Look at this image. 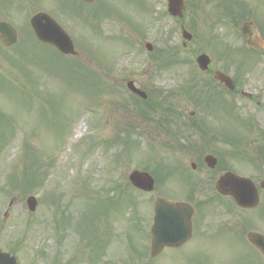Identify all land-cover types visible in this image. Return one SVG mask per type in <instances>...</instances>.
I'll return each mask as SVG.
<instances>
[{
  "label": "rangeland",
  "instance_id": "374dc122",
  "mask_svg": "<svg viewBox=\"0 0 264 264\" xmlns=\"http://www.w3.org/2000/svg\"><path fill=\"white\" fill-rule=\"evenodd\" d=\"M157 3L158 0H109V6L118 9L119 16L133 23H126L116 16L105 21L106 28L101 34L76 24L75 17L70 16L71 20L59 16L73 38L76 50L82 54L80 61L97 76L88 79L92 91L80 82L67 81V77L55 74L57 68L52 66L51 57L47 63L49 71H46L45 66L40 70L31 65L32 59L18 56L20 53L36 54L45 48L34 44L0 50V80L9 84L0 88V113L4 119L0 117V120L7 125L2 129L6 130L5 136L9 140L0 151V249L5 252L13 249L19 264H207L206 256L190 252H165L148 262L149 253L147 258L146 255L137 258L128 240L129 234L138 253L149 249L153 200L164 195H170L173 200L186 197L185 191L175 182L158 183L151 195L134 191L127 183L133 170L157 169L162 152L155 142L160 143L162 139H151V130L135 113L136 107L125 82L118 79L130 78L142 89H162L168 93L184 85L180 82L187 76L180 80L178 75L188 74L194 68L193 65L182 70L175 68L162 76L155 75L151 55H157L162 47L158 41L159 33L165 36L171 33V46L179 44L181 39L176 20L162 18L166 4L157 6ZM156 6L162 10L159 9L158 15ZM134 28L142 31L145 39L130 49L123 40L126 37L137 39ZM206 29L201 25L203 36ZM147 42L154 46L152 53L145 49ZM191 54L188 52L185 57L194 62ZM99 74L107 75L109 86L115 83L120 93L112 96L102 92L98 86ZM93 114L100 120L101 134L94 141L96 146L89 148L96 121ZM133 126L136 127L134 140L139 145L129 152V157L124 155L117 162L116 154L124 149L118 137H124V130ZM26 143L30 150L38 152L39 158H54L53 169L34 195L38 198L35 213L29 212L26 205L31 190L20 192L11 177L17 167L20 179L26 165L24 157L21 161ZM149 143L157 149L155 160L149 154ZM168 153L163 152L165 156ZM98 197L102 200L110 198L107 207L114 205L108 214L95 221L92 214H98L95 207ZM62 214L64 219L60 221ZM133 214L136 222L131 219ZM27 232H31L30 240L27 237L18 239ZM98 251L102 253L101 257ZM229 260L237 259L229 257Z\"/></svg>",
  "mask_w": 264,
  "mask_h": 264
},
{
  "label": "flooded vegetation",
  "instance_id": "af4514ba",
  "mask_svg": "<svg viewBox=\"0 0 264 264\" xmlns=\"http://www.w3.org/2000/svg\"><path fill=\"white\" fill-rule=\"evenodd\" d=\"M52 1L0 0V23L10 24L18 43H26L34 34V16H54ZM72 1L88 10H100L107 2ZM185 1L192 15L204 14L211 5L210 0ZM217 1L210 11L206 52H191L193 41H180L181 54L190 51L197 59L206 53L209 69L197 67L187 75L190 87H178L175 136L160 132L174 145L161 172L179 179L186 193L181 201L192 208L190 238L162 253L190 252L206 256L207 264H264V0ZM55 2L63 8L61 0ZM191 22L179 23L180 31L187 29L199 42ZM255 31L254 49L244 36ZM179 59L181 65L184 59ZM217 73L232 78L235 91L216 81Z\"/></svg>",
  "mask_w": 264,
  "mask_h": 264
},
{
  "label": "water",
  "instance_id": "95a60500",
  "mask_svg": "<svg viewBox=\"0 0 264 264\" xmlns=\"http://www.w3.org/2000/svg\"><path fill=\"white\" fill-rule=\"evenodd\" d=\"M87 1H92V0H87ZM172 1V5H173V14L176 15L178 13V0H171ZM35 31L38 35V37L45 43H49L53 46H55L60 52H62L63 54L66 55H77L76 52L74 51V47H73V43L70 40V38L61 30V28L59 26H57L54 22L52 21H48L47 26L45 27H41V29H36ZM0 32L3 34L2 37H0V41L9 46L11 45V43H14L15 41V36L13 31L10 30H1ZM150 49V47H149ZM207 60L205 57H201L199 59V65L205 69L207 66ZM218 80L221 81L222 83H228V79L227 78H223V77H218ZM129 89L136 93L137 95L141 96L142 98L146 99L147 96L144 92L139 91L138 89H136L134 87L133 83H129L128 84ZM231 89H234L233 86L230 87ZM129 180L131 182V184L142 191H147V192H151L154 188V179L147 173H142L139 171H135L133 172L130 177ZM160 202H165L164 200H158L155 204V206H157V209L160 206ZM167 203V202H165ZM28 206L29 209L31 210V212H34L36 210L37 207V203L35 201V199L31 198L28 200ZM170 206H172V208H176V210L167 208L165 210V212H162L160 214H157V218H156V222L157 224H155V226L152 229V235H153V257L156 256L165 245L168 246H174L176 244V242L180 241V238L178 237V235H176L175 237L169 238V239H161L160 237V233L162 232H167V233H171L173 235L182 232V223L183 220H181L180 217H178L176 214H178L181 209H180V205L179 204H171ZM165 208V207H161L160 209ZM165 215H169L167 216L170 219V222H165L168 218L164 217ZM190 220V217H189ZM158 233V236H157ZM7 259H5V263L4 264H17V261L15 259H8L9 256H6ZM1 264V263H0Z\"/></svg>",
  "mask_w": 264,
  "mask_h": 264
},
{
  "label": "trees",
  "instance_id": "16d2710c",
  "mask_svg": "<svg viewBox=\"0 0 264 264\" xmlns=\"http://www.w3.org/2000/svg\"><path fill=\"white\" fill-rule=\"evenodd\" d=\"M1 124L0 120V126ZM4 146L5 135L0 134V151ZM41 159L42 158H39L34 151H30L29 158L26 159V165L21 181H19L23 190H34L42 187L45 177H47L49 170L53 167V163L49 157H47L46 160ZM62 219H64V217H62Z\"/></svg>",
  "mask_w": 264,
  "mask_h": 264
}]
</instances>
